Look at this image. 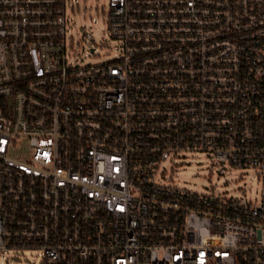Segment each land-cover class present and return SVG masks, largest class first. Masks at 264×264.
<instances>
[{"label": "built area", "instance_id": "obj_1", "mask_svg": "<svg viewBox=\"0 0 264 264\" xmlns=\"http://www.w3.org/2000/svg\"><path fill=\"white\" fill-rule=\"evenodd\" d=\"M75 1L0 0V257L264 264V0H109L97 63ZM200 152L253 168L256 200L164 181Z\"/></svg>", "mask_w": 264, "mask_h": 264}, {"label": "rangeland", "instance_id": "obj_2", "mask_svg": "<svg viewBox=\"0 0 264 264\" xmlns=\"http://www.w3.org/2000/svg\"><path fill=\"white\" fill-rule=\"evenodd\" d=\"M76 8L68 10L70 25L68 35L72 37L73 51L77 52V61L97 63L107 60L119 52L117 40L111 38L108 19L110 13L109 0H76ZM89 32L95 40H83V34ZM91 44L97 46L95 55ZM164 181H174L195 191L219 192L228 196H243L244 200H256L262 189V182L251 167H228L219 171L209 154H187L182 157L167 159ZM41 255L36 249H10L0 257L3 264H41Z\"/></svg>", "mask_w": 264, "mask_h": 264}]
</instances>
